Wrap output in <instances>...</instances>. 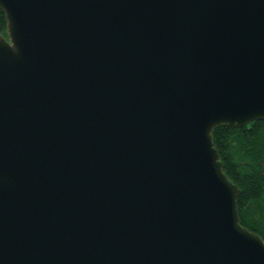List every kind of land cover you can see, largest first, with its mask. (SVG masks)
Segmentation results:
<instances>
[{"label":"water","instance_id":"water-1","mask_svg":"<svg viewBox=\"0 0 264 264\" xmlns=\"http://www.w3.org/2000/svg\"><path fill=\"white\" fill-rule=\"evenodd\" d=\"M0 6V264H264L213 139L264 118V0Z\"/></svg>","mask_w":264,"mask_h":264},{"label":"trees","instance_id":"trees-1","mask_svg":"<svg viewBox=\"0 0 264 264\" xmlns=\"http://www.w3.org/2000/svg\"><path fill=\"white\" fill-rule=\"evenodd\" d=\"M0 34L8 37V19L1 6ZM213 139L224 170L240 188L237 207L241 224L264 238V118L242 126L218 125Z\"/></svg>","mask_w":264,"mask_h":264}]
</instances>
